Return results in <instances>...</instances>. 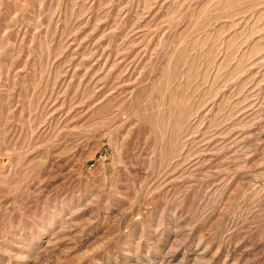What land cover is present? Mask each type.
Instances as JSON below:
<instances>
[{"label": "rangeland", "instance_id": "rangeland-1", "mask_svg": "<svg viewBox=\"0 0 264 264\" xmlns=\"http://www.w3.org/2000/svg\"><path fill=\"white\" fill-rule=\"evenodd\" d=\"M0 264H264V0H0Z\"/></svg>", "mask_w": 264, "mask_h": 264}]
</instances>
